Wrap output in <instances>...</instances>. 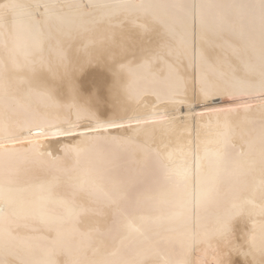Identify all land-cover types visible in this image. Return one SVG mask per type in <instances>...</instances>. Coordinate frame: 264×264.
Here are the masks:
<instances>
[{
  "label": "bare ground",
  "instance_id": "bare-ground-1",
  "mask_svg": "<svg viewBox=\"0 0 264 264\" xmlns=\"http://www.w3.org/2000/svg\"><path fill=\"white\" fill-rule=\"evenodd\" d=\"M3 2V0H0ZM21 5L50 4L67 5L90 2L96 4H111L115 0H14ZM132 3L151 5L147 9L164 20L171 31L164 37L169 45L165 56L187 85L189 96L194 88L198 89L201 77L208 81L222 94L213 98L212 108H229L235 110L228 116L231 128L227 130L232 137V143L224 144V117L218 124L216 115L193 105L195 112L204 113L198 122H193V129L185 130L182 125L187 118L188 108L185 104L173 107L166 101H158L157 93L161 95L168 85L153 81L146 73H140L136 82L137 95L127 101L126 116L147 117L153 111L158 116L153 125H137L134 122L125 123L123 129H109L107 137L92 139L83 151H66L76 144V140L67 137H36L33 143L37 150L25 151L20 143H6L9 149H16L18 157L15 163L22 172L21 180L13 185L22 191L16 195L25 202L42 205V211L47 215L66 217V208L58 203L62 197H67L69 191L77 193V204L86 212L80 216L77 227L80 234H74L71 239L73 251L80 259L87 261H146V264H164L166 259L178 261L183 258L181 243L184 219L181 209L164 203L169 200L170 192L183 181L178 173L183 169L189 153L198 154L202 160L203 170L216 181L218 192L211 202L202 207L199 212V233L207 237L199 245L191 259L195 264H244V257L228 246L226 241L214 235L221 220L228 212L233 211V205L239 203L243 193H251L252 188L260 179L258 163L255 171H246V183L237 185L235 178L229 174L231 162L235 160L258 161L262 139H264V92L260 88V46L259 24L253 35L248 26V10L233 5L254 3L256 0H195L196 3L221 5L207 9L210 17H225L224 24L217 34L212 35L211 43L200 39L199 32L193 35L191 28L187 31L182 27L183 9L175 7L192 3L193 0H129ZM43 8L40 12L43 13ZM49 24L63 32L79 35L75 40L64 38L62 47L69 60L77 55L84 56L83 45L89 40H99L107 34L109 25L103 22L93 26V19L104 15L107 9H94L90 16H81L76 9L56 8L52 10ZM91 29L82 31L83 27ZM131 26L130 24L128 25ZM114 27V25H113ZM80 49V51H78ZM47 54V48H46ZM2 55V53H0ZM99 70V69H96ZM158 70L168 74L166 64H159ZM249 71L253 73L248 76ZM174 82V81H173ZM58 83V81H57ZM12 89L23 86L12 82ZM228 93H234L230 96ZM36 100V98H33ZM235 101V103H234ZM39 104V114L27 108L26 101L17 94L15 97L0 95V118H6L11 129L32 123L55 122L63 119L66 108H56L36 100ZM64 100H61L63 103ZM174 115L175 124L167 123ZM72 120H76L73 113ZM84 129L77 130L76 135ZM4 133L0 132V136ZM113 137L117 139H113ZM134 141V142H130ZM189 140L192 141L189 144ZM148 145V156L137 150L138 144ZM243 152V154H241ZM53 153L50 157L48 154ZM157 153L165 161L171 154L169 170H162L157 163ZM222 162L217 167V158ZM24 170L27 174L24 175ZM167 173V174H166ZM197 172L195 164L192 168V183H196ZM83 181V186L79 182ZM41 181H58V187L49 192L46 188L36 187ZM259 199V194L256 196ZM159 205L158 208L153 205ZM145 215L149 219L148 230L142 235L129 238L123 224L126 218ZM139 223V221H137ZM31 223L43 229L39 217H33ZM71 227V221L65 224ZM235 238L243 243L251 223L237 222ZM259 225H257V242H259ZM33 243L22 234L21 244ZM97 249L95 253L89 250L86 255L80 254L78 248ZM158 253V255H157ZM251 259V257H249Z\"/></svg>",
  "mask_w": 264,
  "mask_h": 264
},
{
  "label": "snow or ice",
  "instance_id": "snow-or-ice-1",
  "mask_svg": "<svg viewBox=\"0 0 264 264\" xmlns=\"http://www.w3.org/2000/svg\"><path fill=\"white\" fill-rule=\"evenodd\" d=\"M65 7L76 9L85 17L90 16L94 9L108 10L90 22L93 26L107 22L110 26L107 34L99 40H89L83 45L84 56L77 55L72 60L67 58L62 47L63 40L64 38L75 40L79 32L76 34L63 32L49 24L51 16L54 15L52 10ZM151 7L129 0H115L111 4L90 2L35 6L21 5L14 0L0 2V53H2L0 95L15 97L19 94L26 101L27 108L36 114H39V104L36 100L56 108L67 109L62 120L58 118L51 122L49 119L46 123H32L15 130L11 129L6 118H0V132L4 133L0 136V264H146V261L128 260L87 261L75 255L71 237L74 234L84 235L80 233L77 225L81 222V214L87 211L77 204V193L69 191L67 197H62L58 201L66 208V217L47 215L42 211V205L20 200L16 194L22 190L13 187L22 178L21 169L15 163L18 159L15 153L18 150L6 147L8 142L17 144L23 139L29 141L28 145H22L25 151H33L37 150L36 144L33 143L36 137H67L76 140V144L70 149L66 146V151L79 153L90 140L107 137L109 129H123L126 122L129 125L133 122L137 125H153L161 113L153 111L147 117L126 116L127 101H131L137 95L136 82L140 73H146L153 81L168 85L163 95L156 94L158 101H166L173 107L177 104L187 106V118L181 127L191 130L193 122H198L203 117V112H195L193 105H197L216 115L218 124L221 123L220 117H224L222 122L226 130L222 133L224 144L232 143V137L227 131L231 128L227 118L235 109L211 107L213 98L222 93L208 81L207 77H201L198 89L194 88L189 96L186 82L175 73L173 65L165 56L164 50L169 45L164 37L171 29L164 20L147 11ZM175 7L184 11L181 25L185 31L191 28L193 35L198 31L200 39L209 44L212 35L217 34L220 28L228 23L227 18H213L206 11L211 7H224L221 5L196 3L193 0L192 3ZM228 7L248 10L249 31L253 35L256 33L258 21L260 88L264 92V0ZM41 8L44 10L43 13L40 12ZM90 30L86 26L82 29L84 32ZM161 63L166 64L167 75L158 70ZM252 75L253 73L249 71L248 76ZM13 81L22 85L23 91L20 88L12 89ZM228 95L232 96L234 93ZM73 113L76 115L75 121L71 119ZM167 123L175 124L176 117L170 116ZM80 128L84 131L77 137L76 132ZM191 143L189 140V144ZM137 150L142 151L147 158V143L138 144ZM37 154L43 155L38 150ZM48 155L54 156L53 153ZM156 155L159 167L162 170H169L171 154L167 161L160 157L159 153ZM189 157L178 173L183 181L182 186H177L171 191L169 200L164 202L181 209L185 237L181 243L183 258L178 261L166 259L164 264H195L191 256L195 255L199 245L207 239L199 233V212L218 192L216 181L203 170L204 158L193 153H189ZM221 162L222 157L218 156V168ZM193 163L197 172L195 185L192 183ZM257 163L260 175L258 183L252 188L251 193L240 195L239 203L234 204L233 211L219 220L214 232L215 236L226 241L229 247L244 257V264H264V139L258 161H232L229 172L237 185H243L246 183L245 172L255 171ZM23 174L26 175L27 170H24ZM83 183L81 180L79 186L82 187ZM36 187L46 188L51 192L53 188L58 187V181L56 183L41 181ZM153 207L158 208L159 205ZM37 216L43 229L31 223L32 218ZM148 219L145 215L126 218L123 227L128 237L142 236L148 230L149 226L146 223ZM68 221H71V227H65ZM237 222L251 223V229L247 231L243 243H238L234 235V225ZM257 225L260 230L259 242ZM22 234L33 243L22 245ZM89 250L93 253L97 251L91 245L89 248H78L79 253L83 255Z\"/></svg>",
  "mask_w": 264,
  "mask_h": 264
}]
</instances>
